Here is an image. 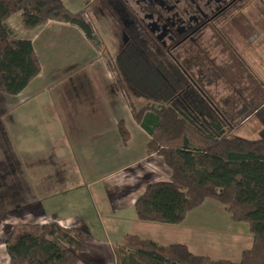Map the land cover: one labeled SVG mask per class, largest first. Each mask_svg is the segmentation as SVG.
<instances>
[{
    "label": "trees",
    "instance_id": "16d2710c",
    "mask_svg": "<svg viewBox=\"0 0 264 264\" xmlns=\"http://www.w3.org/2000/svg\"><path fill=\"white\" fill-rule=\"evenodd\" d=\"M19 12L26 30L40 28L50 20L73 24L102 50L93 23L85 19L83 11H71L63 0H0L2 93H21L42 70L33 42L17 37L8 24ZM122 60L108 58V64L134 120L151 136L147 154L162 156L172 171L169 181L149 184L137 199V218L177 225L206 200L214 199L224 205L233 221L249 224L253 244L235 262L194 254L184 243L160 245L138 235H126L115 247L118 264H264V139H249L233 132L232 116L236 112L232 94L238 109L239 97L249 89L248 80H241V96L233 92V85L240 81L224 83L222 89L228 90V99L201 94L197 86L184 89L172 80L176 89L167 83L159 92L153 84L149 92H143L137 84V89L125 85ZM246 60L249 75L252 67ZM198 86L204 87L201 82ZM226 100L229 104L225 105ZM118 133L121 146L126 147L131 135L123 120ZM92 240L88 230L66 228L57 222L16 224L5 248L10 264H78Z\"/></svg>",
    "mask_w": 264,
    "mask_h": 264
},
{
    "label": "crops",
    "instance_id": "0c3cea01",
    "mask_svg": "<svg viewBox=\"0 0 264 264\" xmlns=\"http://www.w3.org/2000/svg\"><path fill=\"white\" fill-rule=\"evenodd\" d=\"M11 18L8 24L17 35ZM50 24L64 26L62 31L68 26L55 20L44 26ZM40 33L38 30L32 37L24 39L33 42L37 54L38 48L55 49L52 41L40 42ZM81 36L90 41L86 34ZM39 75L37 77L42 81L46 80L43 88L32 84L36 77L21 93L12 97L17 98L12 108L17 114L16 123L5 122L8 108L0 109L3 132L0 137V167L1 174L7 176L0 183V235H7L0 237V242H4L0 249V264H10L5 242L16 224L57 222L66 228L88 230L93 240L81 253L78 264H118L115 247L126 235H138L160 245L185 242L194 254L212 258V252L224 248L215 244L208 246L204 241L209 235L221 234L231 228L227 220L225 229V225L210 226L198 218L208 206L221 210L210 199L189 212L181 224L145 222L137 218V199L149 184L169 181L172 171L162 156L147 154L151 136L134 120L123 92L116 87L115 76L108 74L107 77L117 91L110 95L112 103L104 104L106 95L96 93V90L72 92L67 95L72 101L63 102L65 112L71 113L74 108L79 114L94 113L96 117L92 121L57 122L53 115L36 121V113L49 112V108L38 106L37 101L45 95V90L50 91L48 87L52 89L54 83L47 80L50 73L43 66ZM101 96L105 97L97 100ZM121 120L131 135L126 147L120 144L118 124ZM190 215H193V224L188 222ZM227 241L229 239L221 235L218 244L222 242L227 247ZM234 242L233 250L239 251L237 257H241L242 252L253 244L252 233L245 241L239 239ZM206 249L211 254H206Z\"/></svg>",
    "mask_w": 264,
    "mask_h": 264
},
{
    "label": "rangeland",
    "instance_id": "374dc122",
    "mask_svg": "<svg viewBox=\"0 0 264 264\" xmlns=\"http://www.w3.org/2000/svg\"><path fill=\"white\" fill-rule=\"evenodd\" d=\"M63 2L65 6L73 12L83 11L85 19L93 23L96 34L102 42L101 52L103 60L101 62L100 50L93 43L82 38L81 35L85 33L76 25L67 23L68 26H66L67 28L63 31L62 27L64 26H57V24H50L49 26L42 25L40 29L37 28L41 30L39 36V39H41L40 42H42V40L52 41L56 48L51 50H40L38 48L37 55L42 63L41 65L46 72L50 73L47 80L54 83L52 89L48 87L50 91L45 90V95L41 96L37 101L38 106L49 108V112L36 113V121H40L42 118L46 119L48 116L50 117L52 115L57 122L92 121L93 118L96 117L94 113L79 114L77 113L78 110H74V108L71 113L65 112L63 102L67 100H70V102L72 101V98L67 97V95L72 92L93 90H96V93L101 92L103 95H106V97L101 96V98H97V100H102L105 97L103 99L104 104H106V102H111L110 95L116 94L117 91L107 77L108 74H111L117 79V76L111 71L108 58L118 60L117 54L121 45V39L120 36L110 28V26H112L111 17L99 11V0H63ZM243 12L244 18H246V26L244 28L238 27L240 30L237 31V34L244 39L235 40L234 36H237L236 34L231 37V41L232 44L241 49V53L244 57L250 60L251 63L249 65L252 67L254 75L249 73V75L245 77L246 81L248 80L249 89L244 90L242 96L239 97V105L238 109L235 110L236 113L234 117L232 113H228L227 115L235 119L233 128L234 134L249 139H264V43H260L261 41L264 42V0H257L255 4H251ZM10 22L11 25L16 28L17 36L21 38H30L35 32H38L36 29V31H34L23 28L21 12L15 14ZM45 31H48V33H45ZM57 32H60V34ZM59 35H61L60 39ZM255 37H261V40H253ZM241 40L242 42H240ZM236 42H238V44ZM131 51L132 50L128 51V56ZM122 62L126 67V72L124 73L126 79L124 83L129 88L137 89V84L140 87L139 90L149 92L150 87L154 84L158 86L157 90L159 89V92H161V89L166 86L167 83L162 77L153 75L152 73H146L145 75L140 74L144 71L143 68L131 64L127 58H124ZM39 76L40 75H38V77ZM127 76H129V79H127ZM254 77L256 79H254ZM37 78L32 84L35 83V85H39L40 88H43L46 80L42 81V78ZM94 80L99 81V83L94 82ZM161 85L163 87H161ZM116 87L118 88L117 84ZM12 97L13 95L0 92V109L8 108V119L4 120L5 122L16 123L17 114H15L12 108H14L17 98ZM225 99H228V96H225ZM37 105H33V107L37 108ZM111 106H113V104ZM2 135L3 132L1 131L0 122V137ZM71 169L74 170V167L71 166ZM1 173L2 169L0 167V183H2L4 178H7V176H3ZM209 201H214L221 210H219V212L216 206H208L207 211L205 210V212L200 213L198 216L199 219L203 220L201 222L210 226L213 224L216 226L225 225L224 228L226 229L227 220L231 228L229 231H225L229 234L225 232L221 234L214 233L213 235H209L204 241L208 246L215 244L219 246L222 245V247L225 248L219 249L216 253L212 252L213 258L239 262L241 257H237L239 251L234 252L233 244L235 243L234 241L239 239L245 241V238L251 234L250 226L247 222L232 221L230 214L225 211L223 204L214 199H210ZM188 222L193 224V215L188 217ZM222 222H225V224ZM221 235L225 239H229V241L225 242L227 243V247H225L222 242L218 244V239L221 238ZM5 236H7L6 233L0 235V237ZM198 240L201 242L203 241L201 237H199ZM3 243L0 242V249H2L1 244ZM242 248L243 247H240L241 250ZM205 252L206 254H211L209 249H206Z\"/></svg>",
    "mask_w": 264,
    "mask_h": 264
},
{
    "label": "flooded vegetation",
    "instance_id": "af4514ba",
    "mask_svg": "<svg viewBox=\"0 0 264 264\" xmlns=\"http://www.w3.org/2000/svg\"><path fill=\"white\" fill-rule=\"evenodd\" d=\"M256 1L99 0V11L111 17L110 28L120 36L118 59L127 58L143 68L140 74L160 76L175 89L171 80L184 89L197 86L201 94L220 98L229 93L222 87L230 81H240L233 92L241 96L248 62L231 37L246 26L243 11Z\"/></svg>",
    "mask_w": 264,
    "mask_h": 264
}]
</instances>
